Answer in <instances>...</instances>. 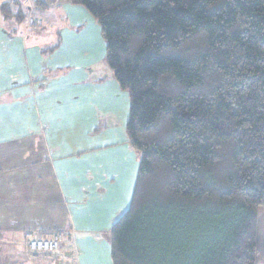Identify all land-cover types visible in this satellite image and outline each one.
<instances>
[{"label":"trees","instance_id":"obj_1","mask_svg":"<svg viewBox=\"0 0 264 264\" xmlns=\"http://www.w3.org/2000/svg\"><path fill=\"white\" fill-rule=\"evenodd\" d=\"M71 2L98 24L104 62L129 98L138 169L109 228L112 264H255L264 0ZM17 4L4 1V16Z\"/></svg>","mask_w":264,"mask_h":264},{"label":"crops","instance_id":"obj_2","mask_svg":"<svg viewBox=\"0 0 264 264\" xmlns=\"http://www.w3.org/2000/svg\"><path fill=\"white\" fill-rule=\"evenodd\" d=\"M3 2L0 264H112L109 228L129 205L138 169L125 132L128 93L83 6L18 0L4 16ZM54 233L64 258L29 256L25 238Z\"/></svg>","mask_w":264,"mask_h":264},{"label":"built area","instance_id":"obj_3","mask_svg":"<svg viewBox=\"0 0 264 264\" xmlns=\"http://www.w3.org/2000/svg\"><path fill=\"white\" fill-rule=\"evenodd\" d=\"M2 1H18V0H2ZM31 23L34 26L41 24V18H30ZM63 235L61 233H54L45 238H38L29 236L24 239L23 246L30 257L43 256H64L60 253L59 243L62 241Z\"/></svg>","mask_w":264,"mask_h":264},{"label":"rangeland","instance_id":"obj_4","mask_svg":"<svg viewBox=\"0 0 264 264\" xmlns=\"http://www.w3.org/2000/svg\"><path fill=\"white\" fill-rule=\"evenodd\" d=\"M257 248L255 264H264V207L258 209Z\"/></svg>","mask_w":264,"mask_h":264}]
</instances>
